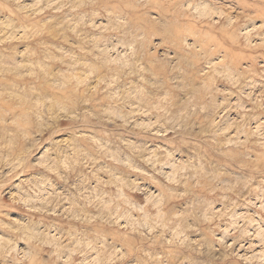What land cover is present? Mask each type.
<instances>
[{
  "label": "rangeland",
  "instance_id": "374dc122",
  "mask_svg": "<svg viewBox=\"0 0 264 264\" xmlns=\"http://www.w3.org/2000/svg\"><path fill=\"white\" fill-rule=\"evenodd\" d=\"M0 264H264V0H0Z\"/></svg>",
  "mask_w": 264,
  "mask_h": 264
},
{
  "label": "bare ground",
  "instance_id": "6f19581e",
  "mask_svg": "<svg viewBox=\"0 0 264 264\" xmlns=\"http://www.w3.org/2000/svg\"><path fill=\"white\" fill-rule=\"evenodd\" d=\"M256 200V199H255Z\"/></svg>",
  "mask_w": 264,
  "mask_h": 264
}]
</instances>
